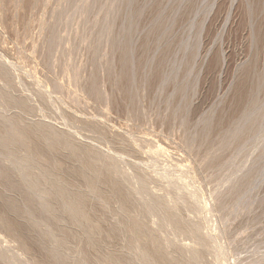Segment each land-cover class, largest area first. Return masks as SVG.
I'll use <instances>...</instances> for the list:
<instances>
[{"label": "rangeland", "instance_id": "374dc122", "mask_svg": "<svg viewBox=\"0 0 264 264\" xmlns=\"http://www.w3.org/2000/svg\"><path fill=\"white\" fill-rule=\"evenodd\" d=\"M230 2L0 0V116L16 117L34 132L50 124L99 156L110 152L131 179L120 187L130 201L105 203L101 197L109 198L111 190L97 185L90 193L86 173L67 150L49 152L42 140L33 141L42 157L58 164L62 183L85 196L99 223L94 249L77 238V228L65 230L67 244L59 252L64 264H80L76 248L86 259L112 251L125 264H137L122 251L130 236L121 227L136 211L146 224L139 234L154 235L170 259L188 258L192 237L164 219L150 197L169 205L176 194L192 192L201 196L199 203L192 199L179 213L205 243L195 247L202 258L190 264H264V54L250 35L254 24L264 28V8L261 0H234L220 41ZM6 155L0 147L6 172L0 177V216L12 229L0 225V246L20 264H55L43 228L11 209L31 199L34 214L49 221ZM166 173L181 176L180 182L168 185ZM137 175L145 177L144 190Z\"/></svg>", "mask_w": 264, "mask_h": 264}, {"label": "bare ground", "instance_id": "6f19581e", "mask_svg": "<svg viewBox=\"0 0 264 264\" xmlns=\"http://www.w3.org/2000/svg\"><path fill=\"white\" fill-rule=\"evenodd\" d=\"M233 5L234 0H231L224 18L222 28L219 32L220 34L218 35V40L220 41H222L230 25ZM261 5L264 8V0H261L260 6ZM213 7L214 2L211 3L205 11L203 20L201 21L198 29V34L196 33V35H198V42H200L201 40L205 24L210 13L212 12ZM261 24L262 23L254 24L253 27L251 26L250 35L255 47H257V49L259 47H262L261 49L264 54V28ZM220 56V59L224 60V55L222 53L220 54ZM0 74L5 78L4 74ZM1 96L4 98V93H2ZM5 98L8 101H12L14 105L18 103L14 99H10L7 97ZM19 101L21 100L19 99ZM23 105L25 106L24 103ZM0 119V147L8 150V156L6 155V158L8 157L7 159L11 163L10 166H13L12 169L15 170L18 177L21 179V183L24 188L29 190L31 192L32 198L34 197L38 201L40 211H42L49 217V221L44 222L34 214L30 206L32 203L31 199L26 200L25 205L22 209H14V207H12L11 209L14 211V215L17 218L19 217L21 219L28 220L33 227L43 228V230L47 234L46 236H48L47 239L49 240V243L47 244L49 245L48 252L50 256L55 259V264H64L62 259L63 257L59 256V252L61 247L67 244V239L65 238L64 233L65 230L69 229V227L77 228L79 230V236L77 238L79 240L85 238L87 240V245L89 246V248L93 247L94 249L95 233L99 229V223L98 221H95V218H93L87 211L85 196L82 194H78L75 191H71L72 189L69 186L62 183V173L60 172V167L58 166V164L49 163V161L42 157V155L33 148V141L35 139L42 140L49 152L67 150L78 161L81 166L80 168L86 173L88 182V185L86 184V188L90 193H94L95 195V191L98 190L97 185L105 186L109 190H111L109 198L104 196L101 197L105 203H107L110 198H114L122 202L130 201L129 195H123L120 193L121 185L126 184L127 181L131 179L130 177L128 179L125 175L126 173L124 174V172L121 171L120 167L117 165V162L119 163V161H117L118 157L116 156L117 158H115V156H111L110 152V154L104 153L103 156H99V151H96V149L89 146H80L79 142H75L77 140H73L70 137L71 135L68 136V134L64 133L65 131H57L51 128L50 124H48V126L47 124H37L39 126V129L34 132L29 123V125H26L25 122L23 123L16 117L4 118L0 116ZM160 145H158V151L163 150V148L161 147L162 145ZM81 148H83L84 150ZM176 168L178 169L179 167ZM183 169L185 170V168ZM4 175H6V172L0 169V177H3ZM174 176L175 175L172 173H166L164 175V177L168 180V185L176 186V184L180 182L181 176H177V178H175ZM144 178L140 177V175H137L134 178L135 181L137 179V181L140 182L141 188L143 190L145 188L144 183L146 182ZM133 191H131L130 193L132 197L135 194ZM196 193H188L189 195L176 194L175 197L173 196V199L171 198L172 202L169 201V205L163 200L160 201V196L157 197L151 195L152 197H150V201L153 204L150 201L149 203H151L155 207V209L159 210V212L161 213L160 215L163 216L164 219L172 223L173 226L181 234L192 237V241L195 247L198 246L202 248L205 243H203V241L205 240H203L201 236L196 235L193 225L186 219L182 218V215H180L179 213V207L180 209H189V201H192V199L193 201L195 200L194 203H199L198 198L201 196L198 195L199 197H197ZM56 204H59L61 208L57 209ZM190 206H193V204ZM199 206L201 207L202 204H199ZM152 209L154 210V208ZM121 211L124 214L128 212L126 211V209H122ZM127 215L129 214L127 213ZM0 225L9 231L12 229V227L4 218H2V216H0ZM145 226L146 224L144 223L141 212L139 211L133 212V215L129 218V221L127 223L121 224V227L125 229L130 236V240L125 243L122 251H124V253L127 255H133L136 259L135 261L137 264H190V261L194 262L202 258L201 253L195 247H190L189 251L192 254L191 256L189 255L188 258H185V255H183L185 256L183 257L181 254L178 259H170L164 251L165 249H159L160 246H158V239L154 235H152L151 233H147L148 235L144 236L140 233L144 236V238L143 236H140L139 232L142 231ZM195 229H197V227ZM12 238L17 241L24 250H26V245L20 242L18 236L15 235V237L12 236ZM185 250L187 249L185 248ZM73 256L79 260L80 264H125L126 262L125 258L122 259L120 257H117L116 255H113L112 251L108 252L107 254L96 256V258L94 257L92 259H86L83 250H81L80 248H76V250L73 252ZM17 259L18 258L16 257V255L11 253L10 250L1 248L0 246V264H20ZM223 260L222 262H224Z\"/></svg>", "mask_w": 264, "mask_h": 264}]
</instances>
